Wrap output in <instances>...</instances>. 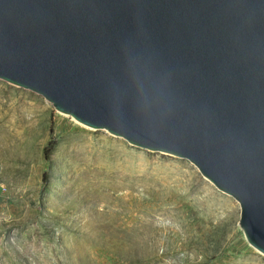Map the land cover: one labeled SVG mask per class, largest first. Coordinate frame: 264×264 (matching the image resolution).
Instances as JSON below:
<instances>
[{"label":"water","instance_id":"water-1","mask_svg":"<svg viewBox=\"0 0 264 264\" xmlns=\"http://www.w3.org/2000/svg\"><path fill=\"white\" fill-rule=\"evenodd\" d=\"M0 80L187 159L264 254V0H0Z\"/></svg>","mask_w":264,"mask_h":264},{"label":"rangeland","instance_id":"rangeland-1","mask_svg":"<svg viewBox=\"0 0 264 264\" xmlns=\"http://www.w3.org/2000/svg\"><path fill=\"white\" fill-rule=\"evenodd\" d=\"M93 160L119 173L110 202L79 190ZM239 217L187 159L87 127L0 80V264H264Z\"/></svg>","mask_w":264,"mask_h":264},{"label":"bare ground","instance_id":"bare-ground-1","mask_svg":"<svg viewBox=\"0 0 264 264\" xmlns=\"http://www.w3.org/2000/svg\"><path fill=\"white\" fill-rule=\"evenodd\" d=\"M90 166H92V167H90ZM90 166H89V168L85 169L86 171L83 172L84 175L81 174V175H83L82 180H84V181L81 182V186H80V189H79V190H82V191L84 190V191L87 192V194H88V197H87L88 203L90 202V203L94 204L96 202H99V196L101 197L100 201L101 200H106L108 202L111 201L112 197L116 198L117 196L114 193H115V191H117L118 185L114 184V182L116 180L115 178L119 177V175H118L119 173L118 172L117 173L116 172H112L110 170L105 169L100 164V162H98L96 160ZM106 179H109V181H106ZM94 192H100L101 195L96 196L94 198V195H97ZM208 195L209 196H207V199L205 198L206 196H204L205 200H208V201L212 200V197L210 196V194H208ZM132 203H133V201H131L130 204L125 205L123 207V210L128 209V206H134V205H132ZM143 211H146L147 213L149 212V210L146 209V208ZM113 222H114L113 219L112 220L109 219L104 224L107 225V223L110 224V223H113ZM138 224H140L141 226H144V225L148 224V221L146 219H141V220L139 219Z\"/></svg>","mask_w":264,"mask_h":264},{"label":"trees","instance_id":"trees-1","mask_svg":"<svg viewBox=\"0 0 264 264\" xmlns=\"http://www.w3.org/2000/svg\"><path fill=\"white\" fill-rule=\"evenodd\" d=\"M52 149H53V146H52L50 149H46V150H45V154H46V156H48L49 152H51Z\"/></svg>","mask_w":264,"mask_h":264}]
</instances>
